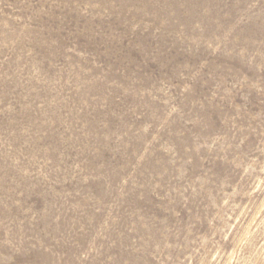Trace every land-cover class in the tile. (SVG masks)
<instances>
[{
  "label": "rangeland",
  "instance_id": "rangeland-1",
  "mask_svg": "<svg viewBox=\"0 0 264 264\" xmlns=\"http://www.w3.org/2000/svg\"><path fill=\"white\" fill-rule=\"evenodd\" d=\"M0 264H264V0H0Z\"/></svg>",
  "mask_w": 264,
  "mask_h": 264
}]
</instances>
